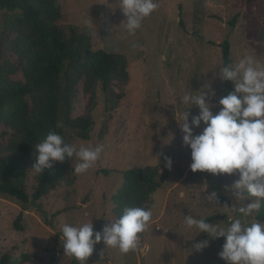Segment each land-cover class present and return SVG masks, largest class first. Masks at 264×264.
I'll use <instances>...</instances> for the list:
<instances>
[{
	"label": "rangeland",
	"instance_id": "374dc122",
	"mask_svg": "<svg viewBox=\"0 0 264 264\" xmlns=\"http://www.w3.org/2000/svg\"><path fill=\"white\" fill-rule=\"evenodd\" d=\"M156 2L157 9L131 35L126 22L122 24L127 17L117 0H67L69 25L61 24L60 32L68 52L87 44L94 50L104 49L123 57L128 77L116 71L104 89L90 77L89 67L82 66L86 59L67 61L62 83L73 77L75 85L68 106L61 112V135L67 143L102 144L104 151L81 175L72 171L70 158L65 169L53 175L56 186L39 200L42 209L33 202L24 204L0 194V260L8 257V264H14L28 255L30 260L22 264H80L64 255L62 225L93 221L94 231L102 232L109 220L117 219L113 195L122 185L124 172L150 166L157 169L162 186L143 204L152 217L140 234V247L124 254L117 248H105L101 242L95 245L87 264H226L219 256L225 238L211 239L194 227L187 228L184 218H204L227 229L240 214L232 208L239 207L234 193L225 188L239 176L191 171V151L183 146L179 121L183 123L185 111L198 115L200 109L181 104L180 96L189 92L200 95L192 91L209 83L215 92L209 100L217 105L213 112L220 110L219 99L228 95L219 78L224 40L231 43L233 64L252 57L264 69V0ZM1 15L0 83H26L34 75V38L19 24L17 12L1 11ZM26 99L34 120L46 101L45 90L35 89ZM88 118L92 121L89 136L83 138L72 126ZM203 126L194 129L195 134ZM23 137L16 122H0V159L12 155V142ZM165 156L174 161L171 170ZM36 176V172L29 173L27 192L31 199L38 185ZM213 192L218 203L206 198ZM254 199L245 192L241 203ZM258 212L244 218L245 222L259 221ZM204 240L209 241L208 247L192 251L194 242Z\"/></svg>",
	"mask_w": 264,
	"mask_h": 264
},
{
	"label": "clouds",
	"instance_id": "9594fccd",
	"mask_svg": "<svg viewBox=\"0 0 264 264\" xmlns=\"http://www.w3.org/2000/svg\"><path fill=\"white\" fill-rule=\"evenodd\" d=\"M118 7L127 19L125 24L129 34L134 35L142 22L158 7L156 0H117ZM219 78L230 81L234 90L218 101L209 100L215 92L211 84L205 83L200 95L191 92L180 96L181 104L198 106V115L183 113V123L179 121L182 142L190 148L192 172H209L214 175H238L226 191L234 193L239 207L234 208L240 218L231 220L227 229L206 222L204 218L186 215L187 228H196L199 233H207L211 239L224 237L219 256L226 264H264V222H245L261 208L264 199V69L256 65L252 57H244L237 63H229L219 69ZM192 108V107H191ZM190 109V108H189ZM199 134L194 129L201 128ZM35 162L32 171L43 173L50 170L55 162L71 158L72 171L85 174L101 158L102 144L95 146L65 142L62 135L50 130L35 146ZM166 167L171 170L174 161L164 157ZM256 199L241 203L244 193ZM217 203V193L206 197ZM152 217V211L143 207H127L123 214L109 220L102 232L94 231L93 221L80 226L62 225L60 239L64 255L74 257L80 264H87L95 251V245L103 242L105 248H117L121 253L135 251L140 247L141 236ZM94 237V238H93ZM209 246V241L194 242L192 251L201 252ZM103 257V252L101 253Z\"/></svg>",
	"mask_w": 264,
	"mask_h": 264
},
{
	"label": "trees",
	"instance_id": "16d2710c",
	"mask_svg": "<svg viewBox=\"0 0 264 264\" xmlns=\"http://www.w3.org/2000/svg\"><path fill=\"white\" fill-rule=\"evenodd\" d=\"M1 11L17 12L18 22L28 29L34 38L36 47L32 67V75L26 83L3 85L0 83V122H16L23 130L21 141H13L12 155L0 159V194L14 197L24 204H33L42 209L41 197L56 186L53 179L55 173L62 172L70 158L64 162H55L52 169L37 173L38 185L33 198L27 192L28 177L35 162L34 146L41 142L50 130L62 134L61 112L68 106V98L75 85V78H67L62 83V73L67 61L78 62L83 59L82 66L89 67L90 77L107 88L112 76L128 77L127 63L116 54L104 49H92L90 44L68 52L67 43L60 32V25H69L67 0H0V35L4 29ZM238 16V15H237ZM237 16L230 21L235 24ZM183 24V21H180ZM74 30V28H73ZM223 66L232 63L231 43H221ZM227 94L233 91L230 81H223ZM35 89H44L45 103L39 108L32 119L26 95ZM91 119H79L72 128L83 138H88V126ZM157 169L150 166L129 169L124 172V180L120 189L113 195L114 212L118 217L127 207H143L146 200L153 195L162 183L157 178ZM261 208L256 218L264 222V199L260 200ZM18 225V222L16 223ZM30 260L28 255L14 264H22ZM10 259L4 257L0 264H8Z\"/></svg>",
	"mask_w": 264,
	"mask_h": 264
}]
</instances>
